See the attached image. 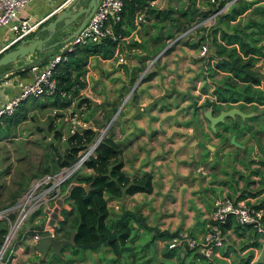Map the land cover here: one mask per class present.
Segmentation results:
<instances>
[{"label":"crops","instance_id":"1","mask_svg":"<svg viewBox=\"0 0 264 264\" xmlns=\"http://www.w3.org/2000/svg\"><path fill=\"white\" fill-rule=\"evenodd\" d=\"M69 1L33 0L27 3L21 9L20 17L28 18L30 22L45 18L26 37L36 33L37 37H45L47 31H40V27L53 19ZM173 1L162 0L160 3L159 0H154L147 6H144V2L141 3L144 19L139 23H135L136 12L130 14L126 8L118 29L121 37L112 46L99 43L97 51L87 55L81 77L85 82L83 91L79 90L80 92L73 95L78 101L82 97L88 98V101L94 103L93 108L97 109V113L109 112L116 106L113 118L109 122L111 125L107 135L118 144L119 159L122 161L121 169L130 181H140L145 176L151 177L150 192L136 191L118 197L107 196L109 216L116 220L123 212L128 213L127 221L132 225L128 246L134 240H141L139 231L142 230L150 231V244L148 241L145 242L143 244L145 247L160 240L164 243V249L168 240L166 234L179 230H186L193 237L201 239L213 209L224 196L247 204L264 205V156L260 158L255 152V145H264V143L246 140L247 131L253 130V126L250 127L251 129L232 131L230 128H224L223 124L219 125V122L216 130L229 137V142H221L222 135L215 134L209 125L199 124L201 119H205L206 108L202 107V103L206 98H213L211 93L213 80L220 76V74L213 76L209 72V67L217 60L211 45L210 30L204 34L207 37L200 42L201 44L206 41L209 46L203 56L198 55L200 49L198 41L189 42L187 46L169 53L171 49L166 48L162 51L161 44L167 35L162 32L159 36L153 35L156 24L164 23V15H161L159 10L168 6L174 8ZM189 1L179 0V6L186 8ZM86 2L87 0H80L78 6ZM261 2L264 0L254 2L251 9ZM195 6L197 14L207 10L204 0H195ZM184 8L178 11L181 13ZM249 9L241 15L242 20L246 18ZM175 14L178 15V12ZM155 17L160 21L155 22ZM81 18L82 15L78 16L63 31L56 29L62 25V21L57 22L51 39L44 44L64 38L77 27ZM216 23H219V17ZM216 25L224 28L221 23ZM11 34L12 31L8 26L0 28V46L6 43ZM217 35L219 36V33ZM65 44L66 42L58 44V49L54 51L51 47L45 51L26 54L23 58H17L7 64L6 69L0 70V104L17 92L20 83L31 80V64L38 63L41 66L47 64L60 49L62 51ZM73 50L77 51L76 47ZM78 53L84 55L83 52ZM157 53L160 55L153 65V71L149 72L152 73L151 78L145 79L148 74L146 73L141 82H134L137 74L144 70L147 60ZM260 60L264 64V59ZM71 70L74 74L75 69L71 67ZM161 73H164L162 79L159 78ZM263 83L261 82V86ZM126 90H130L132 96L124 101L122 110H119L118 104L126 94ZM82 92L85 94L80 95ZM83 104H87V101ZM259 105L264 106V103ZM246 112H252V117H257L259 114L258 109ZM237 116L239 115L234 117ZM252 117L251 121L254 120ZM230 119L231 117H227L222 123L230 124ZM89 126L92 130L97 129L95 125ZM232 134L239 144L230 142ZM215 139L220 141L218 146L211 145L215 143ZM247 143L252 146L250 157L244 152L248 147ZM216 151L224 153L220 160H216ZM226 155L230 161L225 159ZM64 201L62 200V204L57 209V217ZM55 209L53 206L50 214L53 221L56 218ZM109 220L110 218L107 219ZM224 232L238 238L242 237L244 240L246 238L242 253L252 248L248 264L254 259L253 248L264 245L259 234L254 237L252 229L236 230L229 227ZM31 236L18 245L17 253L14 252L10 257L11 264H18L19 259L25 260L30 255L31 245L36 248V241ZM255 240L260 241L261 245L254 243ZM65 245L62 252L67 245L72 244ZM232 247L233 245L225 244L223 240L222 246L218 248V254L210 258L216 256L231 263L237 262L242 257L240 260L242 261L246 256L238 257L239 253L233 256ZM260 255L261 257L256 261H264V250ZM172 257V260L177 259L178 264L179 257L187 259L185 254ZM170 259L162 255L159 264H165V261H171ZM188 259H190L189 255Z\"/></svg>","mask_w":264,"mask_h":264},{"label":"trees","instance_id":"2","mask_svg":"<svg viewBox=\"0 0 264 264\" xmlns=\"http://www.w3.org/2000/svg\"><path fill=\"white\" fill-rule=\"evenodd\" d=\"M258 1L260 0H236L228 11L219 15V23L224 28L216 26L210 29L211 45L217 60L213 66L209 67V72L213 76L216 74H220V76L213 80L211 90L213 98H206L202 103V107L206 109L211 107L214 113L234 106L244 111H254L258 109L259 104L264 103V83L261 86V82H264V74L257 70L255 66L258 60L264 59V2L251 9L253 3ZM126 8L130 14H134L139 7L135 4V0H124L123 14ZM171 9L168 6L163 10L170 12ZM247 9L249 10L246 13V18L242 20L241 15ZM206 14L207 10L197 14L195 0H190L186 8L180 13L184 20L178 30H184L194 20L205 17ZM120 22L116 26L117 31ZM217 33H219V36ZM170 36L173 37L172 34ZM102 44L112 46L115 41L106 39L100 45ZM98 46L99 44L94 43L78 44L75 46L77 51L69 52L67 59L55 65L53 75L56 79V90L51 96L55 97L54 100L57 103L60 101L62 91L65 92V95L73 96L85 85V82L81 79L84 73L83 66L86 63L87 55L97 51ZM78 52H83L84 55H79ZM7 66L0 67V70L6 69ZM71 67L75 69L74 74H72ZM151 76L152 73H148L144 78L148 79ZM70 100V98H64L61 100L62 102L60 101V105H64ZM85 101H87V104H91L86 97H82L77 104L80 105ZM15 114H18V112L16 111ZM6 115L8 117L4 118H7L10 122L16 123L19 120L17 117L13 118L12 114ZM251 117L242 119L237 116L230 119V124L220 122L219 125L223 124L224 128H230L232 131L236 129L243 130V128L251 129L248 122ZM215 134L222 135L218 130H215ZM94 137L95 130L91 128L85 129L82 133L74 132L69 137L70 145L67 151L63 155H57L54 168L60 169L74 162L78 151L87 147ZM222 137V142H229L228 136L222 135ZM119 153L118 144L109 135H106L96 144L93 154H89L82 163L84 166L91 168L92 171L73 174L72 178L65 180L63 186L65 192L72 185L65 197L71 208L61 210L62 218L55 227V232L59 233V237H69L75 231L74 245L94 248L107 243L116 256L120 255L123 249H130L128 239L132 225L127 221L129 218L128 213L121 214L119 219L114 221H107L109 216L107 196L118 197L124 193L132 194L136 191L150 192L152 185L150 176H145L140 181H130L121 169L122 161L119 159ZM44 171L48 172L49 168L45 167ZM86 184L90 186L88 191L85 189ZM70 214H72L71 227H67L65 223L68 221ZM220 225L223 232L229 227L236 230L252 229L249 225L238 223L232 216H228ZM7 227L8 223L4 219H0V245L7 232ZM178 232L166 234L167 239L169 240ZM253 234L254 237L258 235L255 231ZM168 240L163 249V255L169 258L174 255H189L191 259L188 262L189 264L195 263L197 259L201 260L202 264H248L252 253L250 251L242 261H240L241 257L237 262L228 263L216 256L208 258L198 252L196 248L181 245L168 247ZM254 243L261 245V242L257 240ZM55 256H53L54 259ZM178 260L179 264H182L184 257H179ZM0 264H11V262L9 258H3L0 260ZM255 264H264V261L257 260Z\"/></svg>","mask_w":264,"mask_h":264},{"label":"rangeland","instance_id":"3","mask_svg":"<svg viewBox=\"0 0 264 264\" xmlns=\"http://www.w3.org/2000/svg\"><path fill=\"white\" fill-rule=\"evenodd\" d=\"M161 1L162 0H159L160 3ZM140 2L143 3L142 0ZM172 6H174V8L170 10L171 14L163 9L159 10V12L162 13L161 15H164V23H157L156 31L153 34L154 37L159 36L161 32L162 34L165 33L167 35V38H164L161 43L163 46L162 51L167 48L168 50L171 49L169 51L170 53L172 50L187 46V43L194 41H198L200 44V42L207 37L204 34H206L211 27H216V24H219L216 23V19L218 18H215V21L208 27L202 26L199 30H195L187 35L177 38L182 31L178 30V28L184 20L178 10H181L184 6H179V0H174ZM175 12H178V15L175 14ZM159 21L155 17V22ZM167 22L171 25H167ZM171 34L173 37L170 36ZM58 47L59 45L53 47L52 50L54 51L58 49ZM50 52L52 53V51ZM61 52L62 51L60 49L57 53L61 54ZM153 65L151 66L152 68L148 69L149 71L147 70L144 73L141 71L137 74L138 76L137 78H134V82H141L146 73L153 71ZM256 68L264 74V64L261 60L256 62ZM163 74L164 73H161L159 77L160 79L163 78ZM218 77L219 76L216 78ZM79 90L83 91V88H80ZM89 93L87 94L90 96ZM125 93L126 94L123 96L121 102L118 104V107H120L119 110H122L124 101L132 96L130 90H126ZM84 94L85 93L82 92L80 95ZM54 98V96H31L26 98V100L21 101L12 113L13 118L17 117L19 119L16 123L10 122V120L4 118L8 117L6 114L0 116V209L9 208L8 216L10 220L13 221L18 214L16 205L20 197L26 191H28L27 193L32 194V208L24 218L23 222L9 238V243H6L7 246L5 248L7 249L3 252L4 254L2 259L9 258L10 260V257L14 255V252L17 253L18 245L31 235L33 236L35 232H38L40 235L54 233L59 237V233L55 232V227L62 218L61 210L63 208H71V205L68 201H66V198L64 199L63 197L62 200H65L66 202H63V205L59 209V216L54 218V221L53 217L50 216L48 208L53 209V206H57V208L60 206L57 205V200L60 198V195L65 192L63 190L65 180L59 185H55L54 183L57 180V176H54L48 181L42 180L43 182L39 184V181H41L40 178L45 173L57 174L60 170H63L72 164L76 165L77 163L78 165H76V167L73 166L74 170L72 171V174L69 175L68 179L72 178L73 174L91 172L92 169L84 166L82 163L89 154H93V149L95 147L91 148V146L97 140L98 136L100 134H103V137L107 135L111 125L109 122L111 118H113V112L116 107H112L109 112L105 111L103 113H97V109L93 108L95 105L92 101L90 102L91 104L82 103L78 105V98H74L71 95L61 94V98H59L60 101L64 98H70L71 100L64 103V105H60V101L57 103ZM16 111L18 114H15ZM258 112L259 114L256 119L254 118L253 121H248L249 124L253 126V130L247 131L248 134L246 136V140L250 139V141H257L256 143H264L263 105H259ZM72 120L75 121L73 122ZM206 120V118L201 119L199 124L202 126H208L209 121ZM89 125H95L97 128L95 130V137L93 141L89 143L87 147L78 151L76 160L70 165L63 166L60 169H55V159L57 158V155H63L70 145L69 137L74 132L82 133L85 129L91 128ZM239 125H241V123H239ZM222 138L223 137L220 139L221 142ZM220 141L215 139V143H211V145L215 144L218 146ZM250 143H247L248 147L244 150L248 157H250L252 149ZM260 145L261 144L255 145V152L256 156H260L261 158L264 156V145ZM223 154L224 153H220V151H216V160H220L221 157H223ZM80 159H82V161ZM225 159L230 161L228 155H226ZM45 167L49 168L48 172L44 171ZM56 192H58V195L55 196V198H52ZM45 209L48 211H45ZM72 214H70L68 221L65 223L67 227H71L70 220ZM108 218H110L109 221L115 220L111 216H108ZM7 223L8 230L9 222ZM149 232L146 230L139 231L141 240H134L130 243V249H123L121 254L118 256L114 254L110 245L107 243L100 244L94 248H84L82 246L72 244L65 247L62 252L63 255L59 257L50 254V252H47L45 256L42 257L41 252L36 248L34 249L33 245H31L30 255L25 260L19 259L18 264H159L163 255L162 249L164 243L157 240L147 247L143 246V244H145V242L147 243V241L150 244ZM223 236L225 244L229 243L230 246L233 245V256L238 253V257H240V255L247 256L252 249L248 248L244 253H242L246 238L244 240L242 237L238 238V236L227 234L226 232H223ZM263 247L264 245H261L260 248H253L254 259L250 264H254L256 259L261 257L260 254L263 253ZM53 256L57 259H54ZM170 258L171 261H165V264H178L177 259L174 258L172 260L173 257ZM186 258L187 259H185L182 264H189L188 262L191 261V259H188V255ZM191 264L202 263L201 260L197 259L195 263L193 262Z\"/></svg>","mask_w":264,"mask_h":264},{"label":"built area","instance_id":"4","mask_svg":"<svg viewBox=\"0 0 264 264\" xmlns=\"http://www.w3.org/2000/svg\"><path fill=\"white\" fill-rule=\"evenodd\" d=\"M31 1L33 0H0V28L2 26H8L12 31L10 38L6 43L0 46V53L26 37L40 22L44 20L45 17L35 22H30L28 18L20 17L19 14L21 9ZM140 1L141 0H135V4L139 7L135 13V23H139V21L144 19V14L142 12L143 4L145 3L144 6H147L154 2V0H142L144 3L141 4ZM235 1L236 0H204L205 9H207L206 16L194 20L189 26H187V28L180 32L177 38L187 35L195 30H199L202 26L208 27L215 21V18H218L220 14L226 12ZM123 10L124 0H99L87 22L66 42L61 54H55L47 64L42 66L38 63L30 65L31 80L20 83L17 92L0 104V116L12 114L20 102L28 97L53 94L56 90V79L53 75L54 67L61 60L67 59L68 52L73 50L76 45L87 43L99 44L106 39L117 41L121 37V33L117 31L116 26L123 18ZM208 47L206 41L201 43L198 55H205L208 51ZM159 55L160 53H157L147 60L143 73L151 68ZM61 93L65 94L64 91ZM80 160L82 161V159ZM73 166L74 164L66 167V170H60L57 174H43L40 178L41 181H39V184L43 181H48L51 177L57 176V180L54 184L59 185L72 174V171L74 170L72 169ZM27 192L28 191H26V194L24 193L18 200L16 205L18 214L13 221L10 220L8 216L9 208L0 209V219L9 222V228L5 234L3 243L6 240L7 244L9 243V238L23 222L24 218L32 208V194ZM57 195L58 192H56L52 198H55ZM48 210L51 214L52 209L48 208ZM228 216H232L240 224L249 225L259 234L264 242V205L247 204L242 201L233 200L231 197L224 196L217 202V205L213 209L210 220L207 223L206 230L201 239L198 240L186 230H179L177 234L173 235L168 240V247L181 245L196 248L198 252L208 258L217 255L218 248L222 246L224 240L220 224L224 222ZM14 227L15 229H13ZM40 236L41 235L38 232H35L32 239L37 241ZM3 243L0 247V260L3 257V252L7 249L5 248L7 244L4 249H2Z\"/></svg>","mask_w":264,"mask_h":264},{"label":"water","instance_id":"5","mask_svg":"<svg viewBox=\"0 0 264 264\" xmlns=\"http://www.w3.org/2000/svg\"><path fill=\"white\" fill-rule=\"evenodd\" d=\"M79 1L80 0H70L66 4L64 9L58 12L53 19L40 27V31H47V35L45 37H37L36 33L33 36L22 38L13 47H9L5 51H3L0 55V67L15 61L17 58H23L28 53H34L35 51H45L58 44L67 42L87 22L99 0H87V2L82 6H78ZM165 1L167 2L168 0ZM80 15H82L81 21L72 32L67 34L64 38L54 40L53 42H49V44H44L49 39H51L57 22L62 21V25L57 27L56 29L63 31L69 23L73 22ZM236 115H239L242 118H246L252 116L253 113L243 111L235 106L228 109H221L218 113H214L211 107L207 108L204 111V117L209 121V126L213 131L216 130V125L219 122L224 121L227 117L233 118ZM102 137L103 134H100L91 148L95 147ZM230 142L239 144V142L235 140L234 134L231 135ZM71 186L72 185H70V187L67 188L66 192H64L61 197L58 198L57 202L59 204L57 205L62 204V198H65L68 195ZM89 187V184L85 185L86 191L89 190ZM54 208H56L54 210V216L57 217L58 208L57 206ZM75 233L76 232L73 231L69 237H58L54 233L42 234L38 238L35 247L41 252L42 257H44L47 252H50V254L52 255L62 256V248L65 244L74 245Z\"/></svg>","mask_w":264,"mask_h":264},{"label":"bare ground","instance_id":"6","mask_svg":"<svg viewBox=\"0 0 264 264\" xmlns=\"http://www.w3.org/2000/svg\"><path fill=\"white\" fill-rule=\"evenodd\" d=\"M76 165H78V163H77ZM76 165H74V167H76ZM74 167H72V169H73ZM69 171H70V169H69ZM13 229H15V227H14ZM6 243H7V240L5 241V243H4L3 247H2V249H4V247L6 246Z\"/></svg>","mask_w":264,"mask_h":264}]
</instances>
